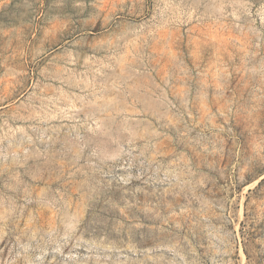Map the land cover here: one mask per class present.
Returning a JSON list of instances; mask_svg holds the SVG:
<instances>
[{"label": "rangeland", "instance_id": "374dc122", "mask_svg": "<svg viewBox=\"0 0 264 264\" xmlns=\"http://www.w3.org/2000/svg\"><path fill=\"white\" fill-rule=\"evenodd\" d=\"M0 264H264V0H0Z\"/></svg>", "mask_w": 264, "mask_h": 264}]
</instances>
